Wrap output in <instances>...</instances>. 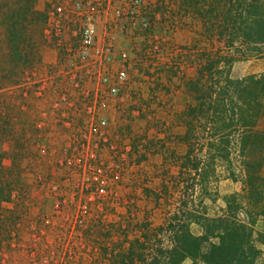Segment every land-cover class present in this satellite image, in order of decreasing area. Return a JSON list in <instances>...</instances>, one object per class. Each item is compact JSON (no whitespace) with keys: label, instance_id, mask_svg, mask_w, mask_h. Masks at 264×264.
<instances>
[{"label":"rangeland","instance_id":"rangeland-1","mask_svg":"<svg viewBox=\"0 0 264 264\" xmlns=\"http://www.w3.org/2000/svg\"><path fill=\"white\" fill-rule=\"evenodd\" d=\"M217 1L62 0L69 16L56 40L46 32L53 0H0V264H142L169 246L166 225L183 204L190 218L214 217L236 194L257 212L249 193L264 203V116L244 128L238 110L216 109L225 77L216 62L236 59L232 80L260 75L264 49L244 57L219 38L228 6ZM87 3L104 53L88 69L75 10ZM254 230L264 232L263 217Z\"/></svg>","mask_w":264,"mask_h":264},{"label":"trees","instance_id":"trees-1","mask_svg":"<svg viewBox=\"0 0 264 264\" xmlns=\"http://www.w3.org/2000/svg\"><path fill=\"white\" fill-rule=\"evenodd\" d=\"M224 7L217 19L219 38L227 33L226 45L235 48L244 57H256L264 49V0H218ZM233 57H222L216 62L222 65L219 73L225 70L224 86L215 100L217 108L235 116L241 127L254 124L255 120L264 116V73L232 80L229 73ZM211 67L209 70H211ZM228 125L222 129L228 128ZM246 142V140H245ZM224 144L228 141L223 140ZM245 144V143H244ZM210 151V150H209ZM218 151H220L218 149ZM251 187V186H250ZM254 197L257 212L252 214L244 208L241 201H236V194L222 198L224 208L221 214L214 217L196 218L184 208L175 214L167 225L170 243L168 247L157 246L156 253L148 261L140 259L142 264H183L189 260L191 264H258L263 256L259 246L264 245V232L255 231L256 218H264V203L259 201L261 193L250 190ZM246 213L247 220H239V213ZM196 225L200 234H193L190 226ZM133 261H131V264Z\"/></svg>","mask_w":264,"mask_h":264},{"label":"built area","instance_id":"built-area-1","mask_svg":"<svg viewBox=\"0 0 264 264\" xmlns=\"http://www.w3.org/2000/svg\"><path fill=\"white\" fill-rule=\"evenodd\" d=\"M54 4H51V10L50 13L48 14V29H47V35L51 36L52 38H55L56 40H59L62 36L63 33V20H68L69 16V11L65 8L64 3L62 0H53ZM76 10V15L79 18L80 21V30H79V35H78V41H77V53L79 54V58L81 60V65L83 68L88 69L90 67L89 63H86V61L91 57V55L94 54H100V59L102 58V55L104 54L100 50L95 48V25L96 21L99 18V11L95 5L92 4H78L75 6ZM102 64L99 62L97 66V70L99 71L101 69ZM125 78L124 73H119L116 76L115 82L112 83L110 86H108V91L109 95L112 97L118 96L119 94V89L118 85L120 82L123 81ZM101 83H108L109 79L106 77H101L99 80ZM98 107L103 109L106 107V101L101 99L98 102ZM88 113L89 114H94L95 112V106H88L87 107ZM101 125H104V122L100 123ZM94 125L91 123L92 129H96V127H93ZM104 142L105 141L104 139ZM111 149H113L111 147ZM126 151L129 152L130 148H126ZM120 161H126L127 156L126 154H121ZM117 162L116 164L111 165L109 168H111L114 171H118L121 166V162ZM67 165H71L70 161L65 162ZM90 169V168H89ZM95 172L94 174L96 175L94 177L95 181H99L102 185L101 188L104 187L106 184V179L104 176H102V171L101 169H96L93 168L92 170ZM101 179V180H100ZM119 176L114 173L112 180L114 181H119ZM89 181V180H88ZM85 206H83V209L85 210Z\"/></svg>","mask_w":264,"mask_h":264}]
</instances>
